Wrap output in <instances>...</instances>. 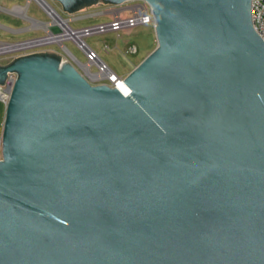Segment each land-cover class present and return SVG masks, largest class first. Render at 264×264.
I'll use <instances>...</instances> for the list:
<instances>
[{
  "label": "water",
  "instance_id": "water-1",
  "mask_svg": "<svg viewBox=\"0 0 264 264\" xmlns=\"http://www.w3.org/2000/svg\"><path fill=\"white\" fill-rule=\"evenodd\" d=\"M100 1L146 2L154 16L156 48L117 87L53 52L0 66V84L18 75L2 131L0 264H264L252 0Z\"/></svg>",
  "mask_w": 264,
  "mask_h": 264
},
{
  "label": "rangeland",
  "instance_id": "rangeland-1",
  "mask_svg": "<svg viewBox=\"0 0 264 264\" xmlns=\"http://www.w3.org/2000/svg\"><path fill=\"white\" fill-rule=\"evenodd\" d=\"M64 19L73 17L81 18L71 20L70 25L73 28H83L87 26L107 23L117 12L119 6L100 3L87 7L77 14L69 15L64 11L63 6L57 0H46ZM131 3V2H129ZM28 4V0H0V25L7 27H15L19 31L13 33L6 32L0 26V48L5 44H16L40 39L48 36L47 27L36 25L31 17L40 22L48 23L50 17L40 8L36 1L30 2L29 10L25 15L11 12L9 15L3 9L13 10L16 7H24ZM128 4V3H127ZM105 12V13H104ZM13 13V15H12ZM101 13L92 16L88 14ZM16 14V15H14ZM24 19L18 18V16ZM16 16V17H15ZM83 16V17H82ZM86 43L99 55V57L119 76L126 77L135 67H137L157 46L155 30L153 26H141L135 29L123 30L119 33L109 32L105 34L92 35L85 39ZM66 48L82 63L86 62L83 53L71 42L64 43ZM137 48V53L127 54L126 51L131 48ZM53 52L65 59V51L61 46L50 43L40 46H32L19 50H8L0 52V66L9 65L16 58L28 56L36 53ZM96 69L93 68L92 71ZM5 109L0 103V137L2 136Z\"/></svg>",
  "mask_w": 264,
  "mask_h": 264
},
{
  "label": "built area",
  "instance_id": "built-area-1",
  "mask_svg": "<svg viewBox=\"0 0 264 264\" xmlns=\"http://www.w3.org/2000/svg\"><path fill=\"white\" fill-rule=\"evenodd\" d=\"M32 1V0H31ZM29 0V3L31 2ZM36 1V0H34ZM40 8L50 17L51 21L48 23L33 20L39 25H48V36L40 39H35L30 42L40 40L59 39V41H51L47 44L54 43L61 48L66 47L64 43L71 41L85 56L86 62L79 61L71 52L65 51L64 57L66 62L73 64L84 77L93 85H109L110 87H117L123 82V77H119L100 57L99 55L86 43L85 39L92 35L105 34L109 32L119 33L127 29H135L141 26H153L154 16L152 9L146 2H131L129 4H122L116 10L117 12L112 16V19L107 23L87 26L83 28H73L70 25L71 20L81 18L73 17L71 19L62 18L59 13L52 7L60 18L64 21V25L55 22L51 13L40 2L36 1ZM105 13V12H104ZM251 15L253 27L256 33L264 42V0H252L251 2ZM17 44V43H16ZM24 44V42L22 43ZM15 45V44H5ZM43 45V44H41ZM40 46V45H37ZM127 54L137 53V48L133 47L126 51ZM95 68V71L92 69ZM18 78L17 73L9 72L4 85L0 84V103L4 106L8 104L14 84ZM2 159V136L0 137V160Z\"/></svg>",
  "mask_w": 264,
  "mask_h": 264
},
{
  "label": "bare ground",
  "instance_id": "bare-ground-1",
  "mask_svg": "<svg viewBox=\"0 0 264 264\" xmlns=\"http://www.w3.org/2000/svg\"><path fill=\"white\" fill-rule=\"evenodd\" d=\"M31 1V0H30ZM38 2H40L45 8L48 9V11L51 13L52 17L54 18L55 22L62 24L64 27V21L60 18V16L52 10V8L46 4L43 0H36ZM18 10L21 14L20 15H25L26 12V7H20V8H15L12 11H16ZM34 23L36 25H39L37 22L34 21ZM44 27L46 26L47 28L49 27L48 25H43ZM55 37L49 38V39H45V40H40V41H36V42H30V43H24V44H18V45H3V47L0 48V52L2 51H14V50H19V49H24L27 47H32V46H37V45H41V44H47L51 41H59V39H54Z\"/></svg>",
  "mask_w": 264,
  "mask_h": 264
},
{
  "label": "flooded vegetation",
  "instance_id": "flooded-vegetation-1",
  "mask_svg": "<svg viewBox=\"0 0 264 264\" xmlns=\"http://www.w3.org/2000/svg\"><path fill=\"white\" fill-rule=\"evenodd\" d=\"M94 1H95L94 4H90L91 2ZM99 3H103V2L100 0H73L70 3H68V5L72 7H80V6L91 7L95 5H100Z\"/></svg>",
  "mask_w": 264,
  "mask_h": 264
},
{
  "label": "crops",
  "instance_id": "crops-1",
  "mask_svg": "<svg viewBox=\"0 0 264 264\" xmlns=\"http://www.w3.org/2000/svg\"><path fill=\"white\" fill-rule=\"evenodd\" d=\"M100 4V3H99ZM127 4V3H126ZM128 4H129V2H128ZM29 6H30V3H29V5H28V8H27V11L29 10ZM16 8H20V7H16ZM11 12H13V13H17V14H21L18 10H16V11H12L11 10ZM13 13H12V15H13ZM9 14V13H8ZM77 14V13H76ZM9 15H11V14H9ZM14 15H16V14H14ZM18 16V18L20 17V19H24V17H22V16H19V15H17ZM72 17H73V15H71ZM16 17V16H15ZM27 18L28 19H31V20H36V19H33V18H31V17H28L27 16ZM0 26H2V25H0ZM3 28L2 29H4V30H6V32H9V33H13L14 31H19V30H17V28H15V27H13V28H11V27H7V26H2ZM14 34V33H13Z\"/></svg>",
  "mask_w": 264,
  "mask_h": 264
}]
</instances>
